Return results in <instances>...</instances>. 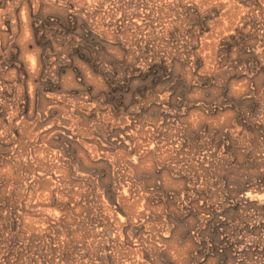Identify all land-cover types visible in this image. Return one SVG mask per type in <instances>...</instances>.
Masks as SVG:
<instances>
[{
  "label": "rangeland",
  "instance_id": "obj_1",
  "mask_svg": "<svg viewBox=\"0 0 264 264\" xmlns=\"http://www.w3.org/2000/svg\"><path fill=\"white\" fill-rule=\"evenodd\" d=\"M0 264H264V0H0Z\"/></svg>",
  "mask_w": 264,
  "mask_h": 264
}]
</instances>
